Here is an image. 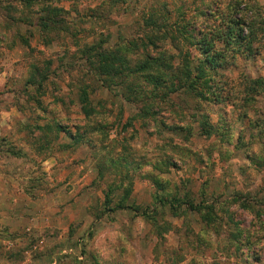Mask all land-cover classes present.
Wrapping results in <instances>:
<instances>
[{"label":"rangeland","instance_id":"rangeland-1","mask_svg":"<svg viewBox=\"0 0 264 264\" xmlns=\"http://www.w3.org/2000/svg\"><path fill=\"white\" fill-rule=\"evenodd\" d=\"M29 1L0 0V264H264V91L247 82L264 81V41L215 75L232 97L215 105L181 92L161 103L144 82L130 103L77 46L146 42L144 19L162 9L197 27L210 8L262 21L264 0ZM47 7L69 34L41 29ZM34 66L48 76L39 89ZM171 199L206 208L172 212Z\"/></svg>","mask_w":264,"mask_h":264},{"label":"trees","instance_id":"trees-1","mask_svg":"<svg viewBox=\"0 0 264 264\" xmlns=\"http://www.w3.org/2000/svg\"><path fill=\"white\" fill-rule=\"evenodd\" d=\"M125 1L107 0L106 4L113 8L116 3L123 4ZM245 6L250 5L245 4ZM44 12L38 18L42 30L55 31L61 28L64 33H68V29L60 25L63 23V19L58 18L62 13L61 10L47 7ZM183 14L178 11V15L173 20L168 9H162L159 14L150 12L144 19L146 42L139 40L138 43L130 40L131 42L125 44L126 41H121L109 47V41H107L109 39L102 35L90 44L77 45L80 48L78 49L79 60L88 66L93 78L101 82V86L107 90L124 86L121 95L130 103L141 100L138 95L141 92L138 89L134 90L132 86L139 88L142 82L151 86V98L153 97L154 100L155 97L159 98L161 103L169 101L170 96L178 92L198 103L209 102L215 105L232 100L231 89L227 87L224 76L221 77L223 81H216L215 75L233 64V59L242 56L249 58L258 53V49L254 46L264 41V20H258L256 16L249 18L239 8L238 17H234L225 10L210 8L208 11L198 13V17L203 18V21L201 26L197 27L195 23H191L190 19H185ZM198 17L196 18L199 19ZM175 61H178L177 64ZM34 68L36 70L33 71L27 84L39 89L42 88L48 76L45 71L39 70L36 66ZM36 76L39 78L36 79ZM247 82L254 95L257 94V89L264 91L263 80L253 79ZM127 87L133 90L129 91ZM248 91L245 89L244 94L246 95ZM241 100L243 104L248 102V99ZM78 101L85 118L96 114L95 108L89 101L88 87H79ZM148 110L147 108L142 110L143 114H148L150 112ZM54 128L72 136L62 125H55ZM168 128L169 130L179 129L178 127ZM102 130L103 127L99 125L93 128V131L101 132ZM74 137L76 142L81 140L79 134ZM163 202L165 200H162L160 204ZM174 203L177 207L186 205L188 210L196 213L203 207L201 203L194 205L183 203V201L178 202L176 199L167 200L166 204L172 212L176 211ZM124 207L117 205L111 211ZM140 215L149 218L145 211ZM242 242L237 241L238 244Z\"/></svg>","mask_w":264,"mask_h":264},{"label":"crops","instance_id":"crops-1","mask_svg":"<svg viewBox=\"0 0 264 264\" xmlns=\"http://www.w3.org/2000/svg\"><path fill=\"white\" fill-rule=\"evenodd\" d=\"M39 229H41V227H39ZM38 234H40V231H38Z\"/></svg>","mask_w":264,"mask_h":264}]
</instances>
